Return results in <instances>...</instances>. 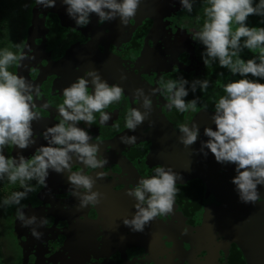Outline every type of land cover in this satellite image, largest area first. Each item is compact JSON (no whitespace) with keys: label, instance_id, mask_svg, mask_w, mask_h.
Listing matches in <instances>:
<instances>
[{"label":"flooded vegetation","instance_id":"obj_1","mask_svg":"<svg viewBox=\"0 0 264 264\" xmlns=\"http://www.w3.org/2000/svg\"><path fill=\"white\" fill-rule=\"evenodd\" d=\"M145 1L140 0L127 25L119 17L98 24L92 14L85 27L74 25L60 0L52 8L36 6L34 28L23 44L28 46L23 51L30 49L34 59L19 63V74L40 92L38 98L34 95L40 112L32 122L35 133L58 122L63 87L85 69H97L103 79L119 83L124 91L120 102L105 109L111 119L88 128L107 157L104 168L85 170L72 160V171H86L95 179L93 190L102 194L99 202L80 208L66 174L50 171L47 186L21 201L26 215L46 217L47 225L38 228L43 233L40 239L16 220L15 206L0 209V264H264V186H257L261 195L257 202H240L230 183L234 165L219 164L210 152L205 157L197 151L206 139L203 128H215L214 99L224 94L222 85L236 77L217 64L205 67L200 60L201 45L191 40L189 31L203 21L199 0L192 14L180 9L178 0H157L161 7H153L156 0L144 6ZM241 55L248 58L252 53L245 49ZM178 76L209 80L206 92L195 93L199 98L195 113L169 110L166 99L152 92L160 77ZM136 88L150 94L152 111L133 133L124 128V114L140 104L134 97ZM192 98L190 92L185 99ZM45 102L47 107H42ZM192 121L200 134L185 146L178 139L177 125ZM122 135H135L136 140L121 143ZM44 143L38 138L21 151L28 156ZM6 150L16 155L15 149ZM157 166H171L181 174L172 215L154 218L143 232L130 231L122 222L135 211L127 189ZM96 171L106 175L96 178ZM13 190L19 185L0 183V197Z\"/></svg>","mask_w":264,"mask_h":264},{"label":"clouds","instance_id":"obj_2","mask_svg":"<svg viewBox=\"0 0 264 264\" xmlns=\"http://www.w3.org/2000/svg\"><path fill=\"white\" fill-rule=\"evenodd\" d=\"M31 3L52 8L57 0H31ZM60 3L75 26L85 27L92 14L98 17V24L119 17L120 23L127 25L140 0H60ZM178 3L185 13L192 14L198 0H178ZM199 3L203 6V21L189 31L191 40L201 45L200 60L205 67L217 64L239 78L222 85L224 94L214 99L211 115L215 128H203L206 139L200 141L197 151L205 157L210 152L219 164H233L235 175L230 183L238 200L244 204L257 202L261 198L257 186H264V26H249L247 19L250 15L264 18V0H199ZM196 19L199 21L200 16ZM14 47L15 51L0 48V183L18 184L19 190L0 197V209L15 206L16 220L40 239L43 233L38 228L48 221L44 216L26 215L21 201L37 188H45L52 171L66 174L80 208L99 202L102 194L93 190L95 179L86 171H72V160L75 158L85 170L103 169L107 164V157L99 151L100 142L93 139L88 128L94 122L103 125L111 119V113L105 109L120 102L124 90L119 83L103 79L97 69H85L83 75L63 87L62 102L57 106L58 122L37 134L32 122L40 118L34 101V95L37 98L40 95L39 89L23 75L10 71L34 57L29 54L30 49L21 50L27 49V45ZM245 49L252 53L248 58L241 55ZM208 87L207 78L160 77L152 92H159L166 99L169 110L195 113L199 100L195 93L197 89L204 93ZM190 92L193 98L186 101ZM134 97L139 98V106L127 109L124 114V128L133 133L152 111L150 94L143 88H136ZM42 107H47V103ZM81 122L84 126H80ZM177 130L178 139L185 146L195 143L200 134L194 121L179 123ZM38 138L46 143L25 156L21 150L35 144ZM120 140L132 144L136 137L122 135ZM9 147L16 150V155L6 154ZM104 175L103 171L95 172L96 178ZM179 182L181 174L171 166H157L151 175L140 177L134 187L127 189V195L135 200V211L122 219L123 224L130 231L143 232L154 218L172 215Z\"/></svg>","mask_w":264,"mask_h":264},{"label":"trees","instance_id":"obj_3","mask_svg":"<svg viewBox=\"0 0 264 264\" xmlns=\"http://www.w3.org/2000/svg\"><path fill=\"white\" fill-rule=\"evenodd\" d=\"M31 0H0V48L8 47L15 51L14 45L24 32V27L20 29L22 22L25 26L24 16L29 9ZM249 26H264V18L250 15L247 19ZM235 26H233L234 28ZM12 32V33H11ZM12 34L14 36L12 38ZM12 71V68H10ZM239 77L236 76V79Z\"/></svg>","mask_w":264,"mask_h":264},{"label":"rangeland","instance_id":"obj_4","mask_svg":"<svg viewBox=\"0 0 264 264\" xmlns=\"http://www.w3.org/2000/svg\"><path fill=\"white\" fill-rule=\"evenodd\" d=\"M157 2H158V1L156 0L155 3H154V5H153V1H152V0H151V2H150V0H147V1H145V2L143 3V5H144V6H147V5H150V3H152L153 7H154V6H157V7L159 6V7H161L160 4H158ZM153 7H151V8H153ZM35 8H36V6H35L34 4H32V3H30V5H29V9L27 10L26 15L24 16V21H25V23H26L25 26L23 25L22 22L19 24L20 29H22V28L24 27V28H25V31H24L23 36L21 37V40L19 39V40L17 41V44L23 45L25 41H28V39H29V35H30V32H31V31L33 30V28H34V21H36V19H35V13H34ZM11 33H12V32H11ZM27 33H29V34H28V37H26V36H27ZM13 37H16V36H14V34H12V38H13ZM13 39H14V38H13ZM23 49H24V48H22L21 50L23 51ZM160 63L165 64V63L162 62V61H160ZM12 71H14V72H16V73L19 74V71H21L20 64L17 65V66H15V67H12ZM6 154H7V150H6ZM7 155H8V154H7ZM10 263H11V262H9V264H10Z\"/></svg>","mask_w":264,"mask_h":264},{"label":"water","instance_id":"obj_5","mask_svg":"<svg viewBox=\"0 0 264 264\" xmlns=\"http://www.w3.org/2000/svg\"><path fill=\"white\" fill-rule=\"evenodd\" d=\"M181 168H182V167H181ZM182 173H185V172L183 171ZM200 175L204 177V175H202V174H200ZM194 176H195V175H194ZM203 177H202V178H203Z\"/></svg>","mask_w":264,"mask_h":264}]
</instances>
